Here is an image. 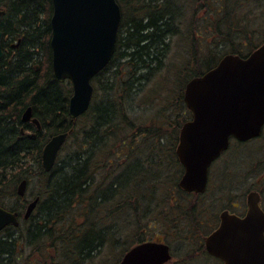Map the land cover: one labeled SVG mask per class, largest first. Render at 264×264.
Returning a JSON list of instances; mask_svg holds the SVG:
<instances>
[{"label":"trees","instance_id":"1","mask_svg":"<svg viewBox=\"0 0 264 264\" xmlns=\"http://www.w3.org/2000/svg\"><path fill=\"white\" fill-rule=\"evenodd\" d=\"M116 1L122 18L114 56L93 79L94 93L88 111L70 120L67 104L71 86H58L51 73L50 0H0V7L5 10L0 19V31L6 37L3 47L10 51V61L0 65V206L18 210L15 189L23 179L39 180L36 194L42 200L35 218L38 220L29 231V243L25 237L27 223L23 221L13 229L19 237L0 244V255L6 257L0 264H18L21 258L15 251L22 247L44 257L41 252L47 242L56 247L67 264H72L71 257L82 264L93 251L101 253L106 236L99 230L105 229L107 235L110 230L106 226L112 218L113 226L123 224L134 229L140 225L141 229L136 228L138 233L147 228L154 230L156 224L165 226L162 231L182 244L180 257L185 259L184 264H190L195 252L191 241L196 245L197 237L205 234L211 221L214 223L212 214L218 209L214 194L193 197L177 187L182 168L175 146L181 125L167 143L163 125L155 126L153 119L141 124L131 115L137 111L138 97L146 86L169 94V85L173 90L177 85L173 96L178 106L174 103L171 107L182 108L190 119L191 113L183 102V84H178L180 75L189 79L200 76L225 54L246 56L255 49L264 40V36L256 38L261 32L256 17L264 22V0ZM197 5L205 11L204 16L192 13L187 20L186 6ZM175 37H183L187 43L181 69L169 70L171 83L158 82L157 77L151 79L164 67L171 50L170 40ZM204 40L206 45L202 48L199 44ZM100 79L102 88L97 89ZM28 107L43 126L34 140L19 132L25 127L21 114ZM52 133H67L66 143L71 139V145L64 144V156L47 173L41 166V149ZM256 141L261 142L256 153L250 148L253 141L233 142L231 146L236 156L246 158L243 160L247 170L253 165L264 168V132ZM88 156H92L89 162ZM235 163L222 176L228 196L238 184L234 177L241 162L237 157ZM94 169H99V174ZM47 178L50 179L44 181ZM261 178L264 180V169ZM234 196L225 198L224 203ZM207 261L199 257L197 264Z\"/></svg>","mask_w":264,"mask_h":264},{"label":"water","instance_id":"2","mask_svg":"<svg viewBox=\"0 0 264 264\" xmlns=\"http://www.w3.org/2000/svg\"><path fill=\"white\" fill-rule=\"evenodd\" d=\"M51 69L55 81L68 80L72 94L67 114L75 119L84 114L93 94L91 80L113 57L120 9L115 0H51ZM3 12L0 10V16ZM1 38V33H0ZM2 55L0 49V56ZM183 101L192 118L180 129L176 156L184 172L179 187L186 192H203L208 168L229 146V139L245 142L257 138L264 126V42L247 57L224 55L215 67L185 86ZM22 122L39 123L28 108ZM65 133L53 136L41 154L49 172L64 144ZM21 181L18 196L25 193ZM38 199L24 213L28 218ZM248 210L240 218L224 211L220 225L205 240L207 252L223 264H264V212L259 196H247ZM18 226L17 214L0 207V231ZM170 259L168 247L144 243L131 249L120 264H163Z\"/></svg>","mask_w":264,"mask_h":264},{"label":"rangeland","instance_id":"3","mask_svg":"<svg viewBox=\"0 0 264 264\" xmlns=\"http://www.w3.org/2000/svg\"><path fill=\"white\" fill-rule=\"evenodd\" d=\"M196 8V9H195ZM195 9V10H194ZM194 13L195 15H197L199 17L204 16L205 11L203 10L202 7H199V5H197L196 7H188L186 6L185 9V18H187V20H189L191 14ZM256 25L258 26V30L261 31L260 33H258L256 35V38H261L264 36V22H262V18L259 19V17H256ZM205 31V29H203ZM207 34H209V32L206 31ZM206 34V37H207ZM185 39L183 37H175L173 39L170 40V45H171V50L168 53L167 58L165 59V65L163 68H161L160 73L154 75V77H152L151 79H154L155 77H157L158 82H166L167 80H170L171 83V73L169 70H175V72H178L181 69V64H182V60L184 59V55L185 52L187 50V43L184 41ZM206 45L205 40L202 41L199 46L204 48V46ZM199 47V48H200ZM187 54V53H186ZM155 80V79H154ZM189 80V78L187 77V75H180V79L178 81V84H183V88L185 87V84L187 83V81ZM101 79L100 82L97 83V89H101L102 88V84H101ZM184 82V83H183ZM180 84V85H181ZM154 85V81L153 84ZM150 86H146L143 95L141 94L138 97V104L139 106H137V111L135 113H133L131 115V118L134 119L135 122H139L141 124H143L144 122L147 124L148 121H151L153 119L155 126L157 125H163L164 126V136H165V140L167 143H169L170 141H172V136L174 137V135L176 134L177 130V126L178 125H182L183 121L188 119L189 116L187 114V112H185L182 108L178 107L174 108L171 107L174 105V103H176V105L178 106V102L176 100V98L173 96L174 95V91L176 92L177 89V85H176V89L172 88V86L169 85L170 91L169 94L167 92H161V90L158 91H154V90H149ZM184 91V90H183ZM156 93V94H154ZM100 93L97 94L96 96V100H98L100 97ZM169 100V101H168ZM170 108V109H169ZM169 109V111H168ZM166 110V111H165ZM187 110V109H186ZM188 111V110H187ZM163 114V118L162 120H158V118L160 117L161 113ZM180 113H184V116H180ZM168 119H166V117ZM82 124L80 123L78 125L79 128H81ZM260 141H253L250 144V148L251 151L253 153L254 150L257 149V147L260 145ZM68 146L71 145V139L68 140V142L66 143ZM252 146V147H251ZM67 149V148H66ZM107 153L105 154V157H107ZM62 156H64V151L60 152L59 156H58V160L62 158ZM236 157L238 159L239 163V167H237L236 170V174H235V183L237 184V187H235L234 190V194L237 196V201L243 206V202L245 201V196L248 192L249 187L255 183V186L257 189H260L261 191H263L264 193V180L261 178V174L263 172L264 168L258 169V166L253 165L252 168L250 169V166L248 167V170L246 168V165L244 164V160L246 159L243 155H237L236 156V150H229L222 158L219 159V161L217 163H215L213 165L212 168V173H211V183H212V188L215 185V182H217L219 180L220 177H218V174L221 172V164H226L228 162H231L233 160L236 161ZM244 159V160H243ZM95 172L97 174H99V169H94ZM251 172H253L254 174H252ZM102 173V172H100ZM98 177V176H97ZM253 182V183H252ZM252 183V184H251ZM39 180L34 179L31 183H30V190L28 193H33L39 189ZM251 184V185H250ZM211 188V189H212ZM227 198V197H225ZM218 209L214 210V213L212 214V217L214 215H216ZM80 218V217H79ZM113 219V218H112ZM107 220L110 222L111 224V220ZM129 223H132L129 222ZM109 224V223H107ZM154 227L156 229L152 230L150 228H147V233L152 234V232H158V240H160L162 237L163 239H165L167 241V243L170 244L171 250H172V259L171 261H169L167 264H184L185 259L182 260V258L180 256L183 255V247L181 246L182 244L179 242H174L172 240L171 237H166V234H168V232L166 231V233H164L162 230H166V227L163 225H154ZM141 229L140 225H137V227H134V229ZM127 229H132L130 228V226H127ZM158 229H161L160 231ZM144 230H141L140 232H143ZM127 240L130 238L129 235H127ZM151 237L154 238V235H151ZM126 240V246L127 248H129L131 245L129 244V241ZM23 248V247H22ZM22 248H18L15 252L17 257H20V261L18 262V264L23 263L25 260H31L32 258H34V256L30 257L29 254H32L33 251H31L30 249L25 247ZM21 249V250H20ZM102 254L100 257L95 258L94 260H98V262H96L95 264H108L105 260L109 257H112V253L115 250H120L118 248H113V247H105L103 246L102 249ZM186 255V253H185ZM116 258V257H115ZM33 263H28V264H40L41 262L39 260L32 259ZM113 260V259H111ZM35 262V263H34ZM210 262V260H208L206 263ZM112 262H110L111 264ZM42 264V263H41ZM210 264H214L213 262H210Z\"/></svg>","mask_w":264,"mask_h":264},{"label":"flooded vegetation","instance_id":"4","mask_svg":"<svg viewBox=\"0 0 264 264\" xmlns=\"http://www.w3.org/2000/svg\"><path fill=\"white\" fill-rule=\"evenodd\" d=\"M4 15H5V13L2 16H0V19ZM0 33H1L0 49H1V52H2V55L0 56V65H1V64H3V61L8 60L7 55H8V52H10V51L9 50H4L3 42L6 39V37L3 36V33L1 31H0ZM8 61H10V60H8ZM56 83L58 84V86H60L62 84V83H59V82H56ZM28 108L31 109V107H28ZM27 109H25V111ZM23 113L21 114V122H22ZM31 118L32 119H36L38 121L39 128H37V126L34 123H32V122H22V124H24L25 127H21L19 129V132H20L21 135L27 136L28 138L34 140L42 132L43 126L41 125L39 120L33 116L32 109H31ZM56 134L52 133L50 135V137L47 139V141L43 145V147L41 149V153H42V150H43L44 146L46 145V143L53 136H55ZM232 143H233V141H232ZM231 144L229 145L228 150L224 154H222L219 157V159L222 158L229 151V149L231 150V146H232ZM219 159L216 160L215 163H217L219 161ZM235 164H236L235 160H233L231 162H228L226 164H223V165L221 164V167H220L221 168L220 178H219V180L217 182H215V185H214L213 188H212V183H211V173H212V168H213V165H212L210 167V170H209V173H208V181H207V185H206V190H205V192L202 195H199L198 197L199 198L204 197V196L211 197L212 194H214V200H215V202H217L218 209L220 211L225 210V211H228L230 213H234V214H236L238 216H243L245 211H246V208H245L244 204L242 206L237 201V196H234V198L231 201L224 203L225 197H229L231 194L234 195L233 191L235 190V188H232L229 191L230 195L228 196V194H227L228 189H226L227 187L224 185V181H226V180L222 176L225 174V172H226V170L228 168H234L236 166ZM55 165H54V167H55ZM54 167L51 169V171H49V173L53 171ZM49 179L50 178L44 179V181H48ZM23 180H25L27 182L26 190H25V193H24L23 196H18L17 192H16V189H17L18 184L21 181H23ZM23 180H21L20 182H18L16 184L15 194L17 195V197H19L18 207L16 208L18 210L17 211H12V212L17 214V221L19 222V225H21V223L23 221L27 223L26 228H28V231H27L28 234H25V237H26V242L29 243V237L31 236L29 231H30V228L33 226L32 225L33 222L38 220V218L37 219H35V218L39 216V212H40L39 206H41L42 200L40 199L38 194H36V193H28L29 190H30V183L31 182L29 180H26V179H23ZM251 191H256L258 193V195H259V205H260L261 209L264 211V193H263V191H261L260 189H257L255 184H252L249 187L247 194L249 192H251ZM189 195L194 196L193 194H189ZM47 196H49V194ZM35 199H38V201L36 203V207L32 211V213L30 214V216L25 219L24 218V213L26 211V208ZM244 202H246V199H245ZM106 220H108V219H104V221H106ZM211 223H212V221L210 222V227H208V229H206V232H205L206 234H208V233L210 234L211 232L214 231V230H212V228L215 227L214 229H216V227L218 226V224H219V214L215 215V218H214L215 225H211ZM18 226L15 227V226L9 225V226L5 227L4 229H2L0 231V244L5 242V241L9 242L10 240H14V238L19 237V235L17 233H14L15 231L13 230V229L16 230L18 228ZM106 229L110 230L109 232H107L108 233L107 235L105 233V229L99 230V231H101L102 234L104 232V236H106L104 241H103V243L105 244L104 246L105 247L107 246V247H113V248L120 249V250H115L112 253V257H109V258H107L105 260L108 264H110V262H112L111 264H120L122 262L124 256L127 254V252L131 248H133L135 246H138V245H140L142 243H146V242H161V243H165V244L168 245L170 253L172 254V250H171L170 244L167 243V241L165 239H163V237L160 239L161 241H158V236H159L158 232L157 233L156 232H152V234H150V233H147V232L143 231V232L138 233L136 229H127V226H125L123 224H118V225H114V226L108 224V226H106ZM206 234H204V233L202 234L201 233V236L197 237L198 240H197L196 245H193V243L195 241H191L192 247H193V249L195 251L192 254V257H194V259H192V257H191V263L192 264H197L198 260H199V257H200L201 259L203 258L205 260L206 259L210 260V262H213L214 264H222V262L220 260L215 259V258H213V257L208 255V253L206 251V248H205V245H204V242H203V239H204V237H206ZM127 235H129V237H130L128 240H127V237H128ZM151 235H154V238L151 237ZM168 236L169 235L166 234V237H168ZM126 240L129 241V244L131 245L129 248H127V246H126ZM46 245H47L46 249L41 252L44 255V257H42V256H40L38 254H34L33 255V253L29 254L30 257L34 256V258H32V259L40 260V262L42 264H67L68 263L67 261H63V258L61 256L60 252L55 250L56 247H54L53 244L47 242ZM101 254H102V252L100 253V251H98V250L96 252L93 251L92 253L89 254V257L85 258V262L82 261L83 263L82 262L81 263L82 264H95L96 262L99 263L98 260L96 261L94 259L97 258V257H100ZM194 255H196V256H194ZM4 258H6V257H4V255H0V260H2V259L4 260ZM72 259H76V257L75 258L71 257L69 259L72 264H79L77 262V260H72ZM111 259H113V260H111ZM193 260L196 263H193ZM210 262H208L206 264H210ZM167 263L168 262H166L164 264H167Z\"/></svg>","mask_w":264,"mask_h":264},{"label":"bare ground","instance_id":"5","mask_svg":"<svg viewBox=\"0 0 264 264\" xmlns=\"http://www.w3.org/2000/svg\"><path fill=\"white\" fill-rule=\"evenodd\" d=\"M83 115V114H82ZM82 115H80V116H78L77 118H75V119H78L79 117H81ZM70 119V118H69ZM70 120H74V119H70ZM26 155V154H25ZM87 159V162H89L91 159H92V156H88V158H86Z\"/></svg>","mask_w":264,"mask_h":264}]
</instances>
